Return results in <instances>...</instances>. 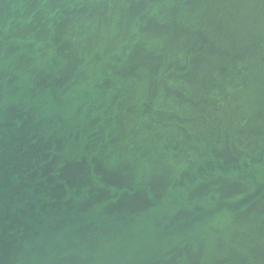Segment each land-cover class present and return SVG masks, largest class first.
Masks as SVG:
<instances>
[{
  "label": "water",
  "instance_id": "obj_1",
  "mask_svg": "<svg viewBox=\"0 0 264 264\" xmlns=\"http://www.w3.org/2000/svg\"><path fill=\"white\" fill-rule=\"evenodd\" d=\"M0 264H264V0H0Z\"/></svg>",
  "mask_w": 264,
  "mask_h": 264
}]
</instances>
